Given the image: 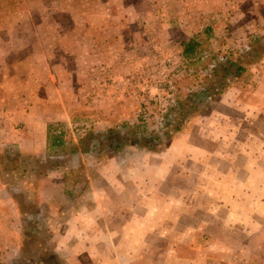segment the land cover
<instances>
[{
  "label": "rangeland",
  "instance_id": "obj_1",
  "mask_svg": "<svg viewBox=\"0 0 264 264\" xmlns=\"http://www.w3.org/2000/svg\"><path fill=\"white\" fill-rule=\"evenodd\" d=\"M257 36H264V0H0V170L22 185L62 182L74 212L95 203L104 214L93 218L101 229L93 237L94 249L75 259L76 252L62 243L60 222L36 203L27 226L29 264H67L71 258L76 264H215L221 254L232 258L234 253L219 251V245L234 242L232 237L226 242L203 234L217 203H187L182 180H177L179 191L174 190L183 200L177 212L193 211L194 217L181 218L176 228L148 218L145 210L136 212L140 218L130 219L127 226L108 218L106 185L120 179L112 167L121 170L123 155L154 153L162 138L175 134L171 129L165 135L163 127L172 86L177 97L186 98L200 84L211 57L249 49ZM192 38L202 43L203 60L196 66L183 57ZM34 95L48 106L34 108ZM38 113L48 117L50 145L61 130L63 138L61 143L55 139V146L71 145V152L59 149L57 156L46 153L43 160L42 154L11 140L16 131H28L27 123L18 121L30 117L31 122ZM111 131L120 150L108 158V148L97 147L106 157L99 155L92 142L102 143ZM151 134L160 142H153ZM22 162L48 166L49 177L43 182L41 171L22 173L17 166ZM95 192L102 193L98 204ZM85 218L81 224L87 226ZM161 225L163 234L155 237L154 228ZM107 230L116 235L114 249L107 245ZM140 238L146 245L139 244ZM152 247L157 250H147Z\"/></svg>",
  "mask_w": 264,
  "mask_h": 264
},
{
  "label": "crops",
  "instance_id": "obj_2",
  "mask_svg": "<svg viewBox=\"0 0 264 264\" xmlns=\"http://www.w3.org/2000/svg\"><path fill=\"white\" fill-rule=\"evenodd\" d=\"M238 8L242 10V6ZM252 44L257 54L255 62L243 64V81L227 91L212 110L193 115L184 130L170 139L162 138L163 144L154 153H129L122 156L121 170L112 167L113 176L116 174L120 179H109L106 185L107 201L111 204L106 209L108 218L127 226L130 219L140 218L136 212L145 210L148 218L172 223L176 228L181 218L194 217L193 211L182 215L177 212L176 205L183 200L174 190L179 191L177 180H182L185 183L182 189H187L184 197L187 203L218 205L203 234L226 242L228 237L234 239L229 245H219L220 253H234V256L221 254L215 264H264V36L255 37ZM34 96V108L48 106L43 100L39 102L38 95ZM18 122L27 123L28 131H16L11 140L20 142L19 147L32 148L33 154H43L50 145L48 117L38 113L31 122L30 117ZM5 171L1 169L0 173ZM42 178L45 182L44 174ZM18 182L12 185L0 178V264L33 261L26 253L31 240L27 231L28 205L36 206V203L60 222L62 243L76 252L75 259L94 249L93 243L97 240L93 237L101 229L97 218H93L104 216L99 205L91 203L88 209L74 212L70 205L73 198H68L65 189L60 187L62 182L46 179L44 186L40 181L36 186L32 181L24 185ZM36 188L42 195L36 196ZM100 196L102 193L95 192L96 204L102 200ZM85 216L87 226L81 224ZM163 231L161 225L153 233L158 237ZM232 232L234 235L230 236ZM107 235V245L114 249L116 235L109 230ZM138 240L139 244L146 245L141 238ZM69 260L67 264H76L73 258Z\"/></svg>",
  "mask_w": 264,
  "mask_h": 264
},
{
  "label": "trees",
  "instance_id": "obj_3",
  "mask_svg": "<svg viewBox=\"0 0 264 264\" xmlns=\"http://www.w3.org/2000/svg\"><path fill=\"white\" fill-rule=\"evenodd\" d=\"M201 44L202 43L199 42V40L191 39L189 43L184 46V59L195 66L199 65L203 60V58L201 57ZM250 46L251 47L249 49H243L238 53H235L233 51L219 52L218 55L210 58V63L206 65L204 69H202V71L204 72L203 77L200 79V84L198 86H195L194 89L192 88L190 93L186 95V98L182 99L177 97L175 99V102L171 105L167 113L164 115L163 127H165L167 130L164 133L165 135H168L171 132V129H173L175 133L184 130V128L191 122L193 115L198 113L206 114L209 110H212V108L222 99V96H224L227 91L243 81V76L245 74L243 64L247 62L254 63L257 58L256 50L253 48V44H251ZM131 132L129 133V135L134 134V131ZM151 136L153 138V142H160V139L155 134H151ZM101 139L103 140L102 143L98 144L96 142L97 139H94V141L92 142L94 152H97V147L108 148V158H111V151L117 152L118 150H120L119 141L115 132L111 131L109 135H106ZM53 141L54 145H50L43 152V160H46L48 158L46 153H48L49 157V153L51 152L53 155L57 156L59 154V149L60 151L64 150V152H71L70 150H68L71 145H58V147L56 148L57 144L55 139ZM127 141L128 140H126L125 143H127ZM146 146H148L147 143ZM97 153H99V155H102L103 151ZM49 163L50 162L47 161L48 166ZM17 164V166L20 167V171L24 174L41 171L42 173H44V176L49 177L48 172L50 166L37 167L35 164L30 162H27V164L23 162L22 164ZM51 166L53 168L59 169V166L57 167V165L55 166L51 164ZM14 168L15 169L13 171H17L18 168ZM0 178L5 180L8 184H13L16 181H21L16 180L15 178L17 177L13 176L6 178V175L2 172L0 173ZM14 189L15 188H13L12 190L14 191ZM28 206L29 214H35V204Z\"/></svg>",
  "mask_w": 264,
  "mask_h": 264
},
{
  "label": "built area",
  "instance_id": "obj_4",
  "mask_svg": "<svg viewBox=\"0 0 264 264\" xmlns=\"http://www.w3.org/2000/svg\"><path fill=\"white\" fill-rule=\"evenodd\" d=\"M193 71L190 70V73H192ZM202 72V71H201ZM178 89L174 86H172V88L170 89V98H171V103L173 104L175 102V99L177 98L178 96ZM118 98V96H117ZM141 120H142V123L145 124L148 122V114L146 113V111H144L141 115ZM63 135L64 133L62 134V131L61 130H58L57 132H55V139H57V143H61V139L63 138ZM65 138V136H64Z\"/></svg>",
  "mask_w": 264,
  "mask_h": 264
}]
</instances>
